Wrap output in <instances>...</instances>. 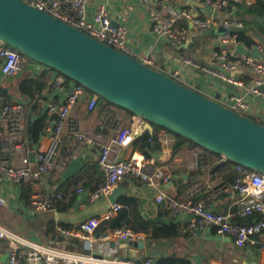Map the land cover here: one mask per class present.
<instances>
[{
	"label": "crops",
	"instance_id": "obj_1",
	"mask_svg": "<svg viewBox=\"0 0 264 264\" xmlns=\"http://www.w3.org/2000/svg\"><path fill=\"white\" fill-rule=\"evenodd\" d=\"M66 1L69 3L71 0ZM243 1L251 4L256 0ZM87 2L89 16L103 6L109 11L114 22L124 26L128 45L134 57L139 61L151 59L153 69L172 77V73L182 66L184 59H193L204 71L186 67L177 80L192 89H198L208 98L220 97L219 101L223 104L228 102L230 95L243 94L253 85L256 76L250 70L226 71L214 58L213 53L220 46L217 37L223 32L222 22L232 19L242 23L243 28L237 30H245L257 43L254 49L258 50L260 47L263 50L258 57L264 60V35L254 31V29L257 31L258 27H264V18L240 15L236 13L237 10L230 7L224 11H214L204 5H190L188 9L195 16L204 21L210 19L209 27L202 29L190 21L179 20L175 24L177 40H171L156 35L151 17L154 10L165 15L163 0H87ZM176 5L182 6L180 2ZM35 70L31 68L26 70L21 79L38 74L40 79L47 82L46 77L52 80L55 76L51 69L36 67ZM220 73L235 78L241 85L229 84L220 77ZM250 78L252 79L249 80ZM7 81L0 74V87L7 91V94L3 93V100L7 95L12 102L25 103L29 114L34 104L18 94L19 86H16L14 81H9L12 87L7 89L4 85ZM38 91L44 99L60 101V97L53 95L45 87L39 88L36 92ZM18 98L20 100H16ZM88 100L87 96L77 104L71 114V120L78 122L80 132L91 131L101 141L107 143L116 132L130 126L133 115L128 111L114 106L102 107L99 103L95 111L91 112L88 109ZM250 100L251 106L245 114L248 118L258 121V118L264 117V100L258 97H251ZM156 133L160 139V146L158 150L151 152V155L156 157L158 163L165 166L172 175V180L166 187L167 194L180 202L192 199L216 213L231 212L234 223L242 221L238 217L236 198L226 191L232 185H225L227 181L219 174L210 173L214 165L226 162V159L202 148L189 149L187 146L174 153L176 137L173 133L165 129H160ZM26 139L30 147L27 127ZM74 143L67 127L56 156V166L50 174L44 175L34 184L23 182L14 185L9 179L0 183V225L18 241L26 243L27 249L30 245L40 246L46 254L56 256L57 264H74L84 256L105 258L109 264H116L117 261L141 264L146 259H151L157 264L160 260L171 257L182 259L188 264H264V246L247 243L244 248L238 249L232 238L219 236L216 230L210 227L190 233L185 230L189 221L188 216L173 215L167 204L156 201L155 191L135 185L128 179L122 181L108 196L92 200V192L105 181V174L98 164L99 151L91 146L81 147L76 157L65 167L59 165V160L67 157ZM162 152L166 153L165 158L161 156ZM133 153H141L135 142L123 152L122 157L129 158ZM18 161L19 158L16 163ZM196 164L197 167H193ZM81 181L84 183L82 186L84 191L82 193L72 191V188L78 187ZM117 191L118 193L114 195ZM36 192L50 195L63 193L65 200L53 209L36 212L31 204ZM114 205H121L122 208L113 217L108 218V213ZM123 209L128 211L130 221L129 227L124 229L140 235L139 240L144 241L143 249L138 247L121 249L126 240L108 237L117 229L107 221L113 220ZM261 217L258 215L257 218ZM91 218L100 221L96 238L92 242L78 237H67L59 231V227L75 229ZM167 224L181 226L182 236L172 241L150 239L147 232L153 227ZM216 238L225 240L220 241ZM256 240L258 244H264V233ZM9 243V240L0 239V249L7 247ZM3 256L0 257V264H8L2 262Z\"/></svg>",
	"mask_w": 264,
	"mask_h": 264
},
{
	"label": "built area",
	"instance_id": "obj_2",
	"mask_svg": "<svg viewBox=\"0 0 264 264\" xmlns=\"http://www.w3.org/2000/svg\"><path fill=\"white\" fill-rule=\"evenodd\" d=\"M40 11H44L53 17L60 19L73 27L82 30L90 37L104 43L117 51L134 57L128 45L127 33L123 25L114 22L109 11L101 6L89 16L87 0H23ZM243 0H163L164 12L152 11L151 17L155 23V33L158 37L177 40L175 24L179 20H186L202 29L208 28L210 19L204 21L195 16L188 7L204 5L214 11H224L229 8L231 2L241 3ZM180 2L182 6H177ZM223 32L217 39L219 47L213 53L214 58L229 72L250 70L255 76L253 85L245 90L243 94H234L228 97V102L223 104L227 108L245 114L251 106V97L264 100V60L248 54H238L236 49L238 43L237 29H242L243 24L232 19L222 22ZM259 53L263 50L258 48ZM152 67L153 61L145 58L141 61ZM47 68L31 60L23 53L0 41V74L4 80L14 81L21 79V75L28 69L36 71L35 68ZM195 71H204L193 59H184L182 66L172 73V78L178 79L184 68ZM49 69V68H47ZM208 71V70H205ZM54 81L47 83L38 77V74L29 76L28 79L37 81L39 88H47L53 95L60 97V101L44 99L40 92H36L34 105L40 108L47 116V124L42 138L33 147L28 146L26 139L28 107L21 101L3 105V93L0 87V183L9 179L14 185L23 182L32 184L39 181L44 175L52 172L56 166V156L64 136L65 129L69 127L70 134L75 141L73 148L68 152L66 158L59 160V165L65 167L72 161L81 147L91 146L99 151L98 164L105 174V181L91 194L92 200L108 196L122 181L128 179L135 185L145 186L156 193L158 203L167 204L171 213L175 216L184 214L189 217L186 231L195 233L197 230L207 227L216 230L217 235L230 237L238 249L258 244V236L264 233V174L238 169L234 183L226 190L236 198L238 216L241 218H255L250 225H239L233 222L231 212L216 213L208 209L204 204L192 199L187 201H176L167 194L166 187L172 180L170 171L153 155L147 156L143 153H133L129 158H123V152L130 148L138 135L146 132V121L139 116L133 115L130 126L116 132L109 142H103L93 132L82 133L79 124L71 120L74 108L87 96L88 109L93 112L100 103V97L91 93L83 86L73 81H67L65 77L55 72ZM220 77L229 84L241 85L235 78L220 73ZM258 123L264 125V117L258 118ZM153 143V140L149 141ZM162 157L166 153L162 152ZM17 158L19 161L16 163ZM193 167H197L194 165ZM83 181L72 191L82 193ZM65 200L63 193L55 195L36 192L31 200L34 211H48L58 203ZM121 205H114L108 213V218L113 217L121 210ZM262 218L257 220V216ZM100 221L91 218L75 229L59 227V231L65 236L78 237L92 242ZM114 240H139L140 235L130 230H115L108 236ZM0 239L9 240L7 247L0 249V257L8 255V264H57L56 256L46 254L43 248L30 245L18 239L0 225ZM102 239V238H101ZM74 264H109L105 258L97 256H84ZM116 264H133L130 262L117 261ZM141 264H156L151 259L144 260Z\"/></svg>",
	"mask_w": 264,
	"mask_h": 264
},
{
	"label": "water",
	"instance_id": "obj_3",
	"mask_svg": "<svg viewBox=\"0 0 264 264\" xmlns=\"http://www.w3.org/2000/svg\"><path fill=\"white\" fill-rule=\"evenodd\" d=\"M0 41L141 117L147 132L153 134L158 126L244 169L264 174V125L227 108L220 97L208 98L23 0H0ZM236 51L259 56L258 50L243 45ZM35 111L32 105L27 116L31 147ZM132 247L143 249L144 241L127 240L121 245L125 250ZM1 260L6 263L8 255Z\"/></svg>",
	"mask_w": 264,
	"mask_h": 264
},
{
	"label": "trees",
	"instance_id": "obj_4",
	"mask_svg": "<svg viewBox=\"0 0 264 264\" xmlns=\"http://www.w3.org/2000/svg\"><path fill=\"white\" fill-rule=\"evenodd\" d=\"M230 8H233L234 10H237L236 13L240 15H254L260 18H264V0H256L254 3H246L245 1L241 3H234L231 2L229 5ZM255 32H258L260 35H264V27H258V30ZM238 33V43L239 45H243L248 50H253L257 43L245 32V30H236ZM41 76V75H40ZM67 81H71L69 78L64 76ZM250 78L249 80H251ZM47 82H51V79L49 77H46ZM247 81V80H244ZM39 89L37 81L33 79L28 78H22L20 80L19 84V91L18 94L20 96H23L27 100H30L31 104L35 101V94L36 91ZM14 102V101H13ZM11 99L6 95L4 96L3 105L11 104L13 103ZM100 103L102 104V107L106 106H114L102 98H100ZM120 108V107H118ZM122 109V108H120ZM130 113V112H129ZM132 114V113H131ZM133 115V114H132ZM246 115V114H244ZM47 124V116L41 111L40 108H37L35 111V121H34V128H33V141L35 144L39 142V140L42 138L45 132V127ZM160 128L158 126H154V133L151 134L149 132H144L141 136L135 139V143L138 145V149L141 153L150 156L151 152L156 151L159 149L160 146V139L157 136V131H159ZM171 133V132H170ZM176 142L173 146V152H178L181 150L184 146H187L189 149L193 148H200L192 141L175 135ZM153 140V143H150L149 141ZM217 157H221L219 155L213 154ZM244 169L243 167L236 165L235 163L226 160V162H219L216 165H214L211 169V174H219L220 177L225 181V185L229 184L232 185L234 183L235 177L238 173V169ZM130 203V201H128ZM239 217V216H238ZM258 217V216H257ZM256 217V218H257ZM241 218V217H239ZM262 218V217H261ZM261 218H257V220H260ZM242 221H239V225H250L253 223L255 218H241ZM129 219H128V211L123 209L113 220L107 221V223L111 224L112 227H115L117 230H123L124 228L129 227ZM237 224V223H236ZM106 225L105 223L103 224ZM64 228V227H63ZM150 228V227H149ZM129 230V229H128ZM132 232V231H131ZM148 233V236L150 239L153 240H175L182 236V228L181 226L177 224H167V225H161L157 227H153ZM157 264H188V262H185L182 259H178L176 257H171L170 259H164L160 260Z\"/></svg>",
	"mask_w": 264,
	"mask_h": 264
},
{
	"label": "rangeland",
	"instance_id": "obj_5",
	"mask_svg": "<svg viewBox=\"0 0 264 264\" xmlns=\"http://www.w3.org/2000/svg\"><path fill=\"white\" fill-rule=\"evenodd\" d=\"M20 80H21L20 78L14 80V83H15L16 86H19V84H20ZM4 85H5V87H6L7 89H11V87H12V84H11L9 81L5 82ZM16 100H20V98H18V99H16Z\"/></svg>",
	"mask_w": 264,
	"mask_h": 264
}]
</instances>
